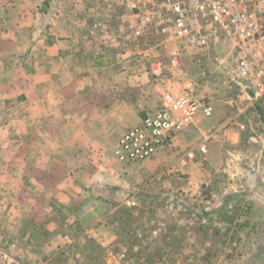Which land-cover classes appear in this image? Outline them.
<instances>
[{
	"label": "crops",
	"instance_id": "0c3cea01",
	"mask_svg": "<svg viewBox=\"0 0 264 264\" xmlns=\"http://www.w3.org/2000/svg\"><path fill=\"white\" fill-rule=\"evenodd\" d=\"M48 2L0 0V252L18 248L21 236L35 233L28 221L47 219L51 204L64 208L82 188L92 186L101 191L84 200L78 217L90 225L87 232L94 239L110 241L112 231L105 219L111 211L103 212L102 204L125 202L153 184L169 185L173 180L179 185L170 187L178 193H200L212 156L217 155L219 167H228L232 153L227 142L237 143L243 132L237 123L249 122L255 128L264 124V101L253 104L241 99V87L232 82L234 94L225 101L206 96L212 115L199 111L171 145L143 161H120L116 149L121 136L161 100L141 108L116 92L160 77V65L154 64L152 73L137 74L123 67L118 72L102 67L96 51H82L84 42L74 33L75 27L69 29L75 21L66 28L68 22L53 19ZM58 20L60 25L55 26ZM215 48L211 49L221 55ZM175 53L171 57L179 62L182 55L175 59ZM101 71L107 76L103 80L98 77ZM118 75L131 86L116 84ZM154 86L158 89L160 83ZM227 109L233 112L229 117L222 114ZM202 144L207 152L200 149ZM261 156L256 152L252 163L263 160ZM70 239L55 229L40 250L57 251ZM27 246L33 248L31 242ZM2 257L0 264H32L27 255L21 260L9 258L8 263Z\"/></svg>",
	"mask_w": 264,
	"mask_h": 264
},
{
	"label": "rangeland",
	"instance_id": "374dc122",
	"mask_svg": "<svg viewBox=\"0 0 264 264\" xmlns=\"http://www.w3.org/2000/svg\"><path fill=\"white\" fill-rule=\"evenodd\" d=\"M48 1L53 19L68 22L66 28L75 21L76 26L69 29L75 27L74 33L84 42L82 51H96L102 67L113 68L114 72L123 67L132 74L152 73L154 64L159 63L160 77L152 76L140 87H132L124 75L114 76L116 84L131 86L127 91L119 89L116 95L124 94L141 108L155 106L166 84L172 81L192 83L196 94L217 101L234 94L229 87L230 44L215 48L220 55L213 49L182 48L169 40L162 31L164 25L161 27L168 0ZM158 12L163 14L158 16ZM59 20L55 26L60 25ZM99 22L106 24V32L94 31V24ZM106 35L112 40L109 48L101 43ZM175 51L182 55L177 64L171 57ZM98 77L103 80L107 76L101 71ZM158 82L160 87L156 89L154 84ZM231 113L227 109L222 114L229 117ZM249 132H241L239 143L230 144L232 139L227 142L229 151L240 155H228L226 169L218 166L217 155L211 157L205 167L209 187L200 193H178L170 187L179 185L173 180L169 185L153 184L140 191L135 206L119 199L102 204L103 212L111 211L105 219L112 231L110 241L94 239L87 232L90 225L78 217L77 210L84 200L101 191L84 187L72 204L64 208L51 204L47 219L28 221L35 233L21 236L18 248L1 251L2 259L8 263L9 258L21 260L27 255L32 264H264V171H250L256 152L261 151L264 160V148ZM55 229L68 234L70 242L57 251L44 253L40 250L42 243ZM29 242L34 250L27 246Z\"/></svg>",
	"mask_w": 264,
	"mask_h": 264
},
{
	"label": "built area",
	"instance_id": "2783aa9c",
	"mask_svg": "<svg viewBox=\"0 0 264 264\" xmlns=\"http://www.w3.org/2000/svg\"><path fill=\"white\" fill-rule=\"evenodd\" d=\"M167 11L161 27L164 25L162 31L169 40L196 51L215 48L220 43L230 44L231 81L241 87L239 97L253 104L264 101V0H168ZM158 13V16L163 14ZM140 22L143 27L144 20ZM106 29L103 22L94 24V31L106 32ZM101 43L109 48L112 40L106 35ZM178 54H173L175 59ZM177 63L173 60V64ZM160 100L157 108L146 111L140 123L121 136L116 149L120 161L139 162L152 157L171 145L199 111L212 115L214 110L206 96L194 92L192 83L166 84ZM237 124L242 131H251L248 135L260 141L264 148V124L259 128L244 121ZM200 149L207 152L205 144ZM250 171H264V162L253 163ZM125 202L135 206L137 197L129 196Z\"/></svg>",
	"mask_w": 264,
	"mask_h": 264
}]
</instances>
